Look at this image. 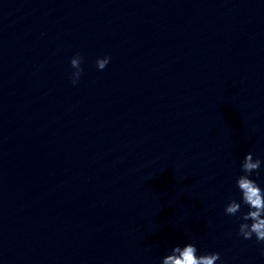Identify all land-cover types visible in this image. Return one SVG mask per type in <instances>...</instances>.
<instances>
[{
  "label": "water",
  "instance_id": "water-1",
  "mask_svg": "<svg viewBox=\"0 0 264 264\" xmlns=\"http://www.w3.org/2000/svg\"><path fill=\"white\" fill-rule=\"evenodd\" d=\"M249 150L264 0H0V264H264L224 211Z\"/></svg>",
  "mask_w": 264,
  "mask_h": 264
},
{
  "label": "clouds",
  "instance_id": "clouds-1",
  "mask_svg": "<svg viewBox=\"0 0 264 264\" xmlns=\"http://www.w3.org/2000/svg\"><path fill=\"white\" fill-rule=\"evenodd\" d=\"M110 59L108 54L97 56V68L104 69ZM69 60L72 68L69 77L71 83L76 84L84 71V57L76 51ZM239 169L234 179L238 198L230 196L224 205V211L238 221L237 235L245 239L254 237L257 242L264 244V182L256 178L260 176V170L264 169V158L249 150L240 159ZM260 251L264 254V248ZM220 257L219 251H201L196 243L186 240L173 244L161 256L160 264H217Z\"/></svg>",
  "mask_w": 264,
  "mask_h": 264
}]
</instances>
